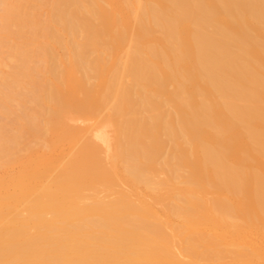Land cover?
<instances>
[{
  "label": "bare ground",
  "instance_id": "1",
  "mask_svg": "<svg viewBox=\"0 0 264 264\" xmlns=\"http://www.w3.org/2000/svg\"><path fill=\"white\" fill-rule=\"evenodd\" d=\"M0 264H264V0H0Z\"/></svg>",
  "mask_w": 264,
  "mask_h": 264
}]
</instances>
